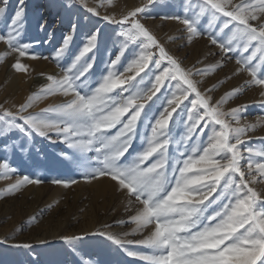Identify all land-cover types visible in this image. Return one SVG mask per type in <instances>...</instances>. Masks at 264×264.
<instances>
[{
  "label": "snow or ice",
  "instance_id": "6c2138e0",
  "mask_svg": "<svg viewBox=\"0 0 264 264\" xmlns=\"http://www.w3.org/2000/svg\"><path fill=\"white\" fill-rule=\"evenodd\" d=\"M53 3L69 12L68 30L57 40L55 22L47 18L50 14L36 16V28L44 33L40 43L52 46L49 56L22 39L26 0H17L11 16L6 6H0V19L7 20L6 31L0 32V43L6 46L0 63L11 58V69L28 77L34 69L24 59H50L60 68L59 73H39L45 82L19 105L0 104V133L17 131L28 140L38 136L66 145L60 156L80 172L84 183H113L128 213L116 223L131 225V230L117 234L106 224L87 235L103 237L116 246L118 255L131 258L118 264H264V138L260 147L250 143L264 117L248 123L247 105L226 107L246 88L259 90L264 107V0H200L192 15L161 17L183 26L182 36L167 40L144 22L155 18L150 9L158 0L125 6L118 16L108 11L117 7L115 0H97L94 6L79 0L86 13L118 26L115 38L90 19L85 18L86 24L73 21L72 6L62 0ZM203 14L222 18L223 35L200 27ZM78 32L83 35L79 44ZM196 38L215 46L221 60L205 63L216 55L210 52L189 67L168 47L178 39L190 45ZM117 43L113 53L109 45ZM252 49L251 55H244ZM129 51L132 56L123 65ZM232 59L236 67L230 75L201 87L204 78ZM243 75L248 77L245 88L233 86L214 99L217 85ZM49 98L58 102L30 111ZM177 124L183 125L182 134L175 132ZM15 173L7 161L0 162V179ZM50 182L70 189L80 181ZM42 183L23 175L5 191L16 195ZM60 239L75 247L73 242L84 237Z\"/></svg>",
  "mask_w": 264,
  "mask_h": 264
},
{
  "label": "rangeland",
  "instance_id": "374dc122",
  "mask_svg": "<svg viewBox=\"0 0 264 264\" xmlns=\"http://www.w3.org/2000/svg\"><path fill=\"white\" fill-rule=\"evenodd\" d=\"M88 2L89 6H94L97 0H88ZM199 2L200 0H158L157 6L150 9L151 15L155 18L146 19L144 22L162 40H167L169 36H182V25L176 21L163 20L161 17L173 14L184 15L185 13L192 15L193 11L199 10L197 8ZM62 3L65 6H72L71 18L73 21L80 19L82 24H86L87 19H90L115 38L113 30H119L117 25H109L102 18L86 13L80 7L79 0H62ZM115 3L117 7L110 8L108 11H116L118 16L119 12L124 10V0H115ZM0 6H6L8 16H11L18 7L17 0H5V3H0ZM132 6L134 5L129 7ZM26 8L27 15L22 39L35 44L36 52L49 56L52 46L40 43L44 39V33L38 32L36 28V16L39 13L50 14L47 15V18L55 22L56 39L59 40L61 33L68 30L69 12L61 8L59 3H53V0H26ZM100 11L103 14L105 9L102 8ZM58 12L59 15H57ZM62 20L63 23H61ZM222 22V18L214 19L207 14L201 15L199 19L202 29L216 31L219 35H223L219 32ZM6 27L7 20L0 19V32H5ZM224 38L228 37L224 36ZM82 40L83 35L78 32L76 43L79 44ZM181 45L184 46L181 47ZM118 47V43L116 47L109 45V49L113 53L117 51ZM168 47L184 61L185 66L189 67L210 52L216 53V55L208 56L205 63H215L221 60L219 50L204 38H196L190 45L186 44L185 39H178L175 42H170ZM253 50L244 55H251ZM5 51L6 46L0 43V55ZM131 56L132 52L129 51L127 58L121 63L126 65ZM38 61L39 63L42 61L43 64L39 65L35 60L30 59L23 60L34 69L31 77L15 73L10 67L11 58L0 63V104H4L5 107H10L13 104L19 105L31 92L37 90L45 82L39 73L60 72V68L50 59ZM197 67H203V65H197ZM235 67V59L227 61L222 70L204 78L201 87H210L217 80H222L225 75H230ZM46 69L48 70L46 71ZM147 79L145 77V82ZM198 79L200 78L198 77ZM247 79L248 77L243 75L233 78L223 86L217 85L218 91L212 94L214 99H218L233 86L245 88L244 82ZM162 91L165 95L168 94L166 89H162ZM259 96L258 89L246 88L243 95L226 107H234L237 104L247 105L246 121L256 123L258 118L264 117V107H261L260 104L262 98ZM162 100L163 96H161ZM53 102L58 101L49 98L37 104L30 111L39 112L41 108ZM159 103L157 102V106ZM174 130L178 135L182 134L183 125L177 124ZM252 135L254 137L250 142L252 146L260 147V138H264V125L258 126ZM65 149L66 145L53 144L38 136L28 140L17 131L0 133V162L7 161L11 167L16 169V173L10 179H0V241H4V243H0V264H32L33 261H37L38 264H118L121 259H131L122 257V254L118 255L116 246L103 237L87 235L106 224L111 225L107 229L108 231L117 234L130 231L132 226L116 223L121 219H126L128 213L124 211L123 198L115 192L113 183L107 181L109 185L102 191L95 189L96 181L93 182L94 184L84 183L80 172L60 156V153ZM23 175L40 178L44 183L27 186L21 193L8 195L5 189ZM53 178H72L80 182L70 189H65L62 186L51 184L50 181ZM49 204L52 205L51 208L48 207ZM96 216L109 218V220L97 226ZM81 232H83L82 235ZM64 235L83 236L84 239L73 242L75 245L73 247L60 239ZM128 238L140 239L141 237L130 236ZM15 244H28L31 247H13Z\"/></svg>",
  "mask_w": 264,
  "mask_h": 264
},
{
  "label": "bare ground",
  "instance_id": "6f19581e",
  "mask_svg": "<svg viewBox=\"0 0 264 264\" xmlns=\"http://www.w3.org/2000/svg\"><path fill=\"white\" fill-rule=\"evenodd\" d=\"M140 3V0H124V5H123V7H124V9H125V6H127V7H129V6H131V5H138ZM37 63H39V61L38 60H35ZM43 64V62L42 61H40V63H39V65L40 64ZM47 66V65H46ZM48 69H46V71H47ZM259 98H261L260 96H259ZM109 183H111L110 181H109ZM109 183L107 182V180H103V181H99V182H95V189L97 190V191H102V189H105L106 188V186H108L109 185ZM94 184V183H93ZM105 210V209H104ZM103 210V211H104ZM108 214V213H107ZM99 215V214H98ZM105 216V215H104ZM96 220H97V223H96V225L97 226H99V225H101V224H103L105 221H108L109 220V218H101V217H97L96 216ZM95 225V226H96ZM87 232H89V231H87ZM82 233L83 232H81V235H82ZM80 234V233H79Z\"/></svg>",
  "mask_w": 264,
  "mask_h": 264
}]
</instances>
